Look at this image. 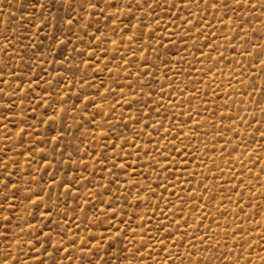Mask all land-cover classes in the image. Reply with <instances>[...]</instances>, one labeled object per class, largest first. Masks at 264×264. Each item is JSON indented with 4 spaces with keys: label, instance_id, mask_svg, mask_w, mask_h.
<instances>
[{
    "label": "rangeland",
    "instance_id": "374dc122",
    "mask_svg": "<svg viewBox=\"0 0 264 264\" xmlns=\"http://www.w3.org/2000/svg\"><path fill=\"white\" fill-rule=\"evenodd\" d=\"M0 77V264H264V0H0Z\"/></svg>",
    "mask_w": 264,
    "mask_h": 264
},
{
    "label": "snow or ice",
    "instance_id": "6c2138e0",
    "mask_svg": "<svg viewBox=\"0 0 264 264\" xmlns=\"http://www.w3.org/2000/svg\"><path fill=\"white\" fill-rule=\"evenodd\" d=\"M137 2H139V0H137ZM205 2H207V0H205ZM240 2V0H237V3H239ZM41 5H42V0H41ZM33 6H35V4H33ZM0 83H3V79H2V77H0ZM4 91V89H2V88H0V92H3ZM11 130V129H10ZM11 183H12V181L11 180H8L6 183L2 180V179H0V184H2L3 186H4V188H5V190L11 185ZM5 202H7V198L6 197H4V199L2 200V201H0V209H2L3 208V204L5 203ZM14 207V206H13ZM9 215H11V213L9 214ZM8 218L7 217H5V220H7ZM0 236H7V233H4V232H0ZM74 244H75V242L73 241V246H74ZM45 251H47V249H45Z\"/></svg>",
    "mask_w": 264,
    "mask_h": 264
}]
</instances>
